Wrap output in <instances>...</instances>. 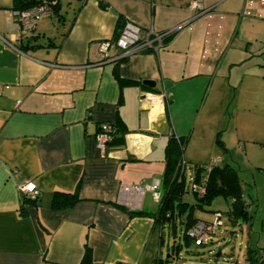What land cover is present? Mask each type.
Returning a JSON list of instances; mask_svg holds the SVG:
<instances>
[{"label": "crops", "instance_id": "1", "mask_svg": "<svg viewBox=\"0 0 264 264\" xmlns=\"http://www.w3.org/2000/svg\"><path fill=\"white\" fill-rule=\"evenodd\" d=\"M56 1L59 16H41L22 37L11 0H0V264H157L168 258L172 234L153 216L128 212L155 214L158 202L146 192L128 204L136 193L120 197V190L160 183L170 134L188 141L195 109V128L208 115L220 127L225 94L264 78V0H200L204 12L189 8L193 0ZM125 23L172 34L158 55L120 58L110 47L104 57L100 45L112 44ZM228 112L227 130L235 116ZM105 123L117 128L121 143L102 153L95 135ZM252 142L264 148V137ZM248 161L249 170L264 174V160ZM28 182L38 198L22 207L18 188ZM55 193L78 201L53 209ZM147 194L156 207L144 203ZM221 199L230 212L232 200ZM221 209L204 206L209 214L195 218L210 221ZM238 220L248 235L241 257L222 249L201 258L181 253L166 264H260L264 247L252 246L251 218ZM212 239L220 245L218 235Z\"/></svg>", "mask_w": 264, "mask_h": 264}, {"label": "rangeland", "instance_id": "2", "mask_svg": "<svg viewBox=\"0 0 264 264\" xmlns=\"http://www.w3.org/2000/svg\"><path fill=\"white\" fill-rule=\"evenodd\" d=\"M255 71H258V69H254L253 73ZM230 90L229 94H225L224 119L220 123V127L217 126L218 121L211 119V116L208 115L205 120L200 121L199 128H195L194 125L198 118V113L195 112L196 109L192 114L194 117L187 130L190 136L183 152V158L187 166L185 171L186 188L182 196V202L186 203L189 208L194 207V217L208 215L209 213L195 207L197 201L189 191L188 174L192 173L191 167L195 164L211 163L220 166L223 164L216 162V159H226L232 167L239 171L244 200L250 205L249 209L251 210L249 214L251 222H248L249 239L253 247L261 249L264 247V174L257 168L252 167L249 170L248 160L252 158L257 163H261L264 160V148L257 142L248 143V141H260L264 137V78L262 75L260 78L251 77L245 80L240 88L234 86ZM204 95L201 94L200 96L198 110ZM183 96L185 95L182 94L180 97L183 98ZM187 97L189 95L185 96L186 99ZM226 107H229V114L231 112L235 115L231 123L232 127L229 130L226 129L227 119L225 120V117L228 118L227 114L225 116ZM202 116H204V113ZM163 145V142L159 144V151L163 150ZM256 162L251 164L258 165ZM151 163L158 166V161H152ZM254 183H256V189ZM144 203L152 204L155 207L157 205L153 203L149 194L144 197ZM216 204L221 206L220 211L225 216L224 212L228 211L226 202L216 197L210 205L215 206ZM224 221L227 220L224 218ZM242 222V220H238V224L234 226L227 225V227L225 224L215 232V235L219 237L220 245L214 247H218V249L216 248L218 251L219 249H223L222 251L225 253L234 251L235 254L239 253L240 257L244 254L243 245L244 242H247L246 237L248 235L247 233L244 235L240 231L241 225L239 223Z\"/></svg>", "mask_w": 264, "mask_h": 264}, {"label": "trees", "instance_id": "3", "mask_svg": "<svg viewBox=\"0 0 264 264\" xmlns=\"http://www.w3.org/2000/svg\"><path fill=\"white\" fill-rule=\"evenodd\" d=\"M42 3H46L51 7L52 16H59L56 0H11V11L20 13L39 6ZM122 27L123 25L121 24V26H118V29L120 30ZM117 34L118 32H116L115 37ZM167 39L165 41H167ZM20 48L23 49L25 47L21 46ZM111 125L115 128L116 134L109 144H120V138L117 137V128L113 124ZM186 143V139L176 137L174 134H170L167 139L164 149V171L160 182L161 195L155 214L128 212L130 215L145 214L153 216L156 224L160 223V227L161 225L165 226L172 234L169 244V256L165 259H158L157 264H166L169 260L178 258L181 253L186 257L201 258L204 254H207V252L218 251V247H214L216 242H213V239L205 245L196 246L192 238L188 235L191 226L197 222L210 221L196 219L193 216L194 207L189 208L186 203L182 202V196L186 188V181L184 180L186 168L184 171L185 173L181 175L180 179L176 175L180 161L184 160L183 152ZM191 168L192 173L188 174L189 178L203 190V194H198L191 189V183H189V191L197 201L195 207L202 209L204 206H209L214 198L221 197L224 200H232L231 211L224 212L226 215H223L226 220L232 222V225L237 223L236 221L239 218H243L247 221L250 220L251 217L246 211L247 203L242 198L237 173L232 167L226 164L223 166H216L204 163L195 164ZM37 198L38 196L35 199H22V207L35 204ZM77 201L78 199L74 195L55 193L52 196L50 207L53 209L67 208L74 205ZM227 223L225 222L224 224ZM220 250L221 249H219V251ZM262 251H264V249ZM215 255H217V252H214L213 256ZM247 255L248 260L254 258L252 257L251 250L247 251ZM88 257L89 251L86 249L84 261L88 262Z\"/></svg>", "mask_w": 264, "mask_h": 264}, {"label": "built area", "instance_id": "4", "mask_svg": "<svg viewBox=\"0 0 264 264\" xmlns=\"http://www.w3.org/2000/svg\"><path fill=\"white\" fill-rule=\"evenodd\" d=\"M189 8L191 10H200L204 12V8L201 6L200 0H193L189 4ZM41 16H52L51 7L42 3L39 6L33 7L29 10L23 12H12V17L16 21H18V26L20 29V35L22 37H27L31 35L36 26V21ZM172 31H163L159 32L154 30V28H150L148 30L140 29L139 27L131 24L125 23L123 27L118 32L112 44L104 43L100 45V52L107 57V52L110 47L120 51V58L126 57L128 55L136 54V53H154L156 55L164 47L165 40L170 37ZM116 134L115 128L108 123L101 124L99 126V131L95 135V140L98 149L104 153L107 145L112 141L113 136ZM186 168L185 160L180 161L178 165L177 175L180 179L181 175L184 174ZM186 181V175L184 177ZM192 179L188 176V183H191V189L196 191L198 194H203V190L199 187V185L193 183ZM20 200L22 199H35L38 196V192L36 186L32 182H28L22 184L19 188ZM131 192L136 193V198L133 201L132 198H127L128 201L126 203L132 204L133 202H140L143 198V195L146 192H150L152 199L156 202L160 200V183L153 182L147 185L145 188L142 187H125L123 186L120 190V197L129 194ZM223 212L216 211L213 213V219L210 222L199 221L188 231V235L194 241V245L201 246L205 245L212 240V235L219 230L220 227L224 225L222 222ZM260 263L264 264V251L260 254Z\"/></svg>", "mask_w": 264, "mask_h": 264}, {"label": "water", "instance_id": "5", "mask_svg": "<svg viewBox=\"0 0 264 264\" xmlns=\"http://www.w3.org/2000/svg\"><path fill=\"white\" fill-rule=\"evenodd\" d=\"M142 84L148 88H154L155 87V82L151 80H143Z\"/></svg>", "mask_w": 264, "mask_h": 264}]
</instances>
